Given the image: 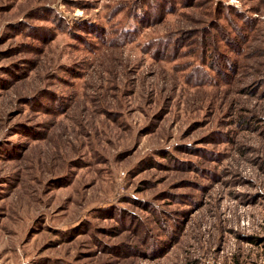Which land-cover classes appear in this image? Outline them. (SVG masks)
<instances>
[{
  "label": "rangeland",
  "instance_id": "obj_1",
  "mask_svg": "<svg viewBox=\"0 0 264 264\" xmlns=\"http://www.w3.org/2000/svg\"><path fill=\"white\" fill-rule=\"evenodd\" d=\"M0 264H264V0H0Z\"/></svg>",
  "mask_w": 264,
  "mask_h": 264
}]
</instances>
